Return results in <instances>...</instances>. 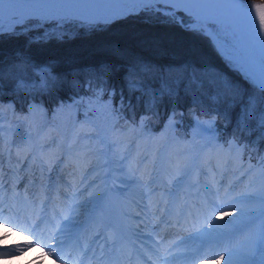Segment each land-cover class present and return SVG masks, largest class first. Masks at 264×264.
Listing matches in <instances>:
<instances>
[{"label": "bare ground", "instance_id": "6f19581e", "mask_svg": "<svg viewBox=\"0 0 264 264\" xmlns=\"http://www.w3.org/2000/svg\"><path fill=\"white\" fill-rule=\"evenodd\" d=\"M36 3H59L54 5H25L20 4L17 5L20 9H33L38 7H45V8H53L56 11L53 14L48 15H29L26 16L23 20L19 23H22L30 18H43V19H61V18H81L85 22L93 24L98 22H103L105 20H110L115 17H120L132 12H140L141 10L146 8V5L142 3H131V2H122V3H115L117 0H33ZM207 3L212 4H227L229 0H206ZM264 4V3H261ZM247 5V4H246ZM7 7V6H6ZM121 9H135V11H125L122 15H113L111 18H107L109 13L118 12ZM252 15L255 16V8H252ZM18 23V24H19ZM212 23V22H210ZM258 23V21H257ZM4 30H9V20L7 16V12L5 13L4 17ZM17 25V24H15ZM14 25V26H15ZM13 26V27H14ZM198 28L197 26H195ZM220 28L218 34H212L211 29L208 28L205 31L207 34L210 35L214 43L217 45L219 50L223 53V55L228 59V53L230 49L224 46V42L226 41L224 37H227L230 42L234 41V36L231 32L217 25ZM177 42H169L168 45L170 46H177ZM145 43L139 38L136 37H129L128 34L122 36L121 40L117 43V48L124 50V54L126 56H131L132 54H139L144 55L141 51ZM141 55V56H142ZM143 57V56H142ZM144 58V57H143ZM99 59V58H96ZM66 60V59H65ZM67 61V60H66ZM85 63L91 62V58L84 59ZM70 65L75 64L76 62H68ZM127 63H130L128 60ZM96 105L95 109L91 110V119L87 120L82 116L83 125H87L93 131H99L100 133L103 131V122L104 116L102 113V109H100L99 104L97 102L94 103ZM77 113L74 111L73 114L66 115V111L59 110L57 115L55 116V120L58 122L60 130H64L65 136L69 135L70 131H73L77 125L76 117ZM35 124L40 123L45 126L47 122L42 121V117L34 111L33 113ZM16 115L6 112L0 120L3 121L0 127L3 128V132L0 133V136L3 138V145L2 149L6 146V138L9 139V164L6 161H2L0 163V195H3L6 192L11 193V197L9 198V205H15L16 203L22 200L23 202V212L24 214H28L31 216L42 214L45 215L47 208V204L44 201V197L47 194V190L53 189V200L49 204L47 209V216L45 218V224L47 222L56 219H61L62 216L68 214V207L67 200L63 197L64 191L69 193L75 191L77 187H82L81 181H84V184L90 183L89 179L94 177L97 173L91 172L88 173L89 177L86 180L85 178L81 177V172L84 170L86 162H88V141L89 138L86 136H82L81 145H77L78 136L72 137L70 142L74 144L75 151L74 153L72 150L67 151L64 160L62 161V165L59 166V163L55 165V159L58 155L60 150L54 144L59 141V138L56 137L53 142L50 143L52 138L48 139L47 143L44 144L42 147L39 146L32 158V161L28 164L24 161L25 154L30 150V141L35 138V135L32 133L31 136L27 135L28 129H26L21 122L15 119ZM15 119L12 124L11 120ZM5 123V124H4ZM63 125V126H62ZM37 128L41 130V126ZM54 129V128H52ZM57 129V128H55ZM203 129H207L206 126L202 124H197L194 129V139L197 141L195 146V152L199 153L202 150V155L200 159V167L203 169L202 171V178L205 180L204 182V189H206L201 198V204L204 205L206 199L211 197L213 199L222 198L219 205L228 204L232 197H228L227 200L223 199L224 192L229 188L234 189L233 196H239L241 193L245 191H251L255 188H264V171H260L263 169V166L255 168V171H258L256 175H253L252 171L246 169V166L243 164L242 159L240 158L236 161L231 168L227 170L224 174L223 170L220 168V163L224 159V152H219L217 147L213 146V142H208V135L209 130L203 131ZM167 130L169 131V123L167 124ZM39 132V131H38ZM55 135L58 132L54 133ZM115 134V133H113ZM115 141L116 137L114 136ZM46 139V135L44 132H41V140L44 141ZM90 139L98 140L99 137L97 134H93ZM39 141V139H38ZM75 142V143H74ZM39 143H41L39 141ZM180 146V150L177 151V146ZM163 148V140L161 139L159 142V146L157 154L161 155V151ZM4 153V151H2ZM192 152V143L186 141L184 143H176V141L172 140L166 149V157L169 159L170 156L175 155L179 159H185L189 157ZM232 154H236L234 151H230ZM2 154V159H3ZM209 159H212V162H209ZM158 163V157L155 156L150 159L146 163L145 166V173L144 179L141 180V187L134 186L128 189V192H124L125 196L121 198V202L123 204V209L128 213L127 219H133L137 223L142 224L143 232H150L155 231L157 236L156 238L165 237V244L162 249H164L167 245H172V240L175 237H178L175 240L174 247L170 251L171 257L168 260H165L163 264H194L199 261L198 264H202L201 257H208L211 255H216L217 257L220 254H224L218 249L214 244H209L207 246H202L199 242H191V243H182L187 237L192 234H195L202 223L201 220L194 223L192 226L181 228L176 227L174 223L171 226H168L167 223L163 222V218L166 216L162 210L155 209L152 204L151 200L161 195V200L166 201L167 196L162 194L163 189L171 184L173 185L174 181H171L170 175L172 172L167 170L164 172V179L163 180H156L155 183L151 185V189L145 187L149 182V179L153 175H157L158 168L156 167ZM55 169V170H54ZM59 170L60 173L65 172L64 175L59 174L57 179L59 181H55L54 184H49L52 178H49L53 172H57ZM197 170V169H196ZM86 171V170H85ZM175 173V172H173ZM68 177L69 179H63V177ZM144 182V184L142 183ZM71 185V188L69 187ZM156 189H152V188ZM185 186L181 187V191H183ZM193 190H197V186L193 188ZM29 191V195H27ZM211 191L210 193H207ZM219 192V195L216 193ZM134 193L135 195H132ZM154 193V194H153ZM27 195V196H26ZM7 196V195H6ZM23 196V198H22ZM25 196V197H24ZM83 199V197L81 198ZM133 199V200H132ZM242 207V206H237ZM227 209L233 210V215L225 216L223 219L216 220V224H225L229 220H234L236 218V208L235 207H228ZM150 211H155L154 214L144 215V217L135 218L132 213L134 212H141V213H149ZM158 217H162L161 219ZM167 219H169V215H167ZM7 222V223H5ZM0 223L4 224H11L14 225L18 229H24L25 231H30L31 229L25 224L21 223L18 224L14 222L9 216L1 215L0 214ZM100 221L96 222L90 221L85 228L80 232V240L79 243L84 245V242L87 240H91L94 237V233L96 236L90 241L91 245L94 243V248L97 249V257H102L104 255V248H103V237L100 234ZM259 227L257 224L256 229ZM140 232V229H137ZM187 232V233H185ZM136 235L141 236L139 233ZM68 238V236H64ZM242 237V236H241ZM241 237H238L236 241L233 242L234 247H238L243 244L244 240ZM39 239L44 242L45 236H41L40 232H36L35 237H30V239ZM11 238L10 240H12ZM17 240V238H16ZM8 242V241H7ZM7 242H2L0 238V264H27L22 260L17 262L11 261H2V258L8 255L11 252L15 253V250H19L20 248H26L28 246V241L24 238H21L17 242V247L15 250H11L9 246L6 244ZM74 240H72V243ZM161 248L160 247H155ZM70 247L61 251L59 254L53 255L52 258H48L43 264H60V263H68L72 264L76 261L75 253L73 255H68ZM57 255L60 256L57 259ZM163 255H153L149 262H157L158 260L162 259ZM225 257L226 254H225ZM31 258L30 260H32ZM29 260V261H30ZM86 264H91L90 262ZM93 264H96L93 263ZM136 264H142L140 260L136 262ZM204 264H216L212 260L211 261H204ZM220 264H227V259L225 258L224 261H220Z\"/></svg>", "mask_w": 264, "mask_h": 264}, {"label": "trees", "instance_id": "16d2710c", "mask_svg": "<svg viewBox=\"0 0 264 264\" xmlns=\"http://www.w3.org/2000/svg\"><path fill=\"white\" fill-rule=\"evenodd\" d=\"M125 34L145 43L141 51L144 58L139 54L126 56L124 50L117 48ZM169 42H177V46H170ZM87 58L91 62L85 63ZM35 66L42 67L39 70L47 67L49 74L44 72L45 84L33 86L38 89L31 94L29 84L34 78ZM0 69L4 70L0 78V99L12 97L20 109L25 108L30 95L52 106L60 98L82 89L86 79L92 77L121 91L129 101L128 112L134 117L143 112L164 118L170 110L186 113L216 110L229 120L231 130L245 131L251 127L239 123L242 109L239 97L253 94L252 85L226 67L207 37L169 21L130 16L90 31L81 28L63 39L33 40L30 32L2 35ZM193 70L201 78L202 87L187 86ZM215 71L227 74L231 91L216 80ZM19 73L25 82L16 81ZM131 76L145 85L146 90H130ZM166 83H175L173 93L165 90ZM218 88L224 93L218 92ZM255 95H259L258 90ZM250 123L258 129L253 120Z\"/></svg>", "mask_w": 264, "mask_h": 264}, {"label": "snow or ice", "instance_id": "6c2138e0", "mask_svg": "<svg viewBox=\"0 0 264 264\" xmlns=\"http://www.w3.org/2000/svg\"><path fill=\"white\" fill-rule=\"evenodd\" d=\"M122 2L142 3L146 6L163 4L166 8H157L155 10L162 11L164 15L171 16L173 19L177 18L176 13L178 11L183 10L194 18L192 22L200 31H207L210 28L211 33L214 35L220 31L217 25L228 29L235 38L233 42H224V46L230 49L228 53L229 59L233 62V66L243 73L244 77L254 89L253 94L247 95V97H239V102L242 105L239 123L247 126L252 120L258 118L261 128L264 129V4L254 6L255 16H253V6L246 5V0H229L227 4H212L207 3L206 0H117L115 3ZM20 4L54 5L59 3H36L33 0H0V34L4 32L3 21L6 12L9 20V28L12 29L14 34L16 29L13 26L18 24L26 16H42L58 11L45 7L20 9L17 7ZM125 11L131 12L135 11V9H121L118 12L109 13L107 18H111L113 15H122ZM46 71V69H41V72ZM3 74L4 70L0 69V78L3 77ZM46 80L47 77H45ZM193 85L197 88L203 85L201 78L196 75L195 70L192 71L191 76L187 79V86ZM128 87L133 91L146 90L145 85L140 83L134 76L129 78ZM165 90L170 94L173 93L175 91V83H166ZM256 90H258L259 96L255 95ZM2 123L3 121L0 120V125ZM205 130L210 129H203V131ZM2 132L3 128L0 127V133ZM101 143H104V141H101ZM2 145L3 138L0 136V163H2ZM116 147L117 145L114 143L107 144L98 153V155L104 157L106 160V163L101 165L100 168L93 170L103 172L98 179L86 185L82 180V187H77L71 193V196L66 195L64 197L65 200H71L73 203L67 205L68 214L61 217L62 223L57 226L58 236L75 238L85 228L88 222L95 220L96 213L103 209L106 198L113 191V188L108 187L109 181L113 185L116 183L124 185L123 193L138 184L131 167L128 168L127 172L125 171L126 161L118 158V153L114 152V148ZM189 167L190 165L186 164L180 170L181 174L177 176L173 183L174 188L179 189L188 178ZM104 169H108V171H103ZM157 179L158 175L151 176L148 184L144 186L151 189V185ZM69 187L71 188V185ZM118 190L120 189H116V191ZM233 191L234 189L229 188L224 192L223 199L227 200L228 197H232L228 204L217 205L211 199L207 200L205 207V225L195 234L190 235L182 241L185 244L199 242L202 246L214 244L224 253L218 257L215 254L208 257H201L202 264H204V261L211 260H215L216 264H220V261L225 260V254L227 256V264H264V188L256 192H243L239 196H233ZM174 194L169 193V195ZM216 195H219V192ZM82 197L83 199H81ZM245 205H257L258 208L246 209L245 207H237ZM228 207L236 208V218L227 221L225 224L214 223L213 217H215L216 212L220 213V216L216 217L219 219L233 215L232 212L227 210ZM257 223H259V227L253 231ZM0 226L4 225L0 224ZM224 229H227V231H224ZM8 230L11 231V227ZM21 231L23 232L25 230L21 229ZM35 236L36 228L34 226L25 236V239L28 241V246L19 249L20 255H23L25 252H31L35 248H40L41 252H43V247L41 246L43 242L38 238H29ZM241 236H247V238L242 245L234 247L233 242ZM53 239H56V237L54 236ZM57 246L62 247L63 242L60 241ZM50 254L51 249H49V252H44V255ZM59 258L60 256L57 255V259ZM39 260L40 257H37L36 261ZM36 261L33 264H36Z\"/></svg>", "mask_w": 264, "mask_h": 264}, {"label": "rangeland", "instance_id": "374dc122", "mask_svg": "<svg viewBox=\"0 0 264 264\" xmlns=\"http://www.w3.org/2000/svg\"><path fill=\"white\" fill-rule=\"evenodd\" d=\"M192 19L193 18H191V21ZM191 21H189V23H191ZM66 27L67 26L64 23H58L55 25V28H64V30H70V31L77 29L79 26L69 25L68 28ZM47 28L49 29L48 31H45L43 33H35L34 36L36 38H46L48 37L49 33H54V34L60 33L59 31H53L54 29L52 27H47ZM228 63L232 67H234L233 62L228 61ZM40 80L43 83L44 79L42 78ZM95 102L99 104V107L100 109H102V113L104 116L103 124L105 123V125H103V131L100 133L98 131L91 130L90 128H88L87 125H83V121L81 120L82 118L79 117L78 119L79 123L77 124L73 133L69 135L70 139L68 141V139H66L64 135V131L62 129L60 130L59 124L55 120V116L57 115L59 110L61 109L63 110V112L66 111V115H68L72 112V109L74 111L76 109L79 111V114L81 116H83L87 120H90L92 117L91 110L95 109L96 107V105H94ZM124 107H125V103L122 102V100L116 101V96L113 91L108 90L104 88L103 86H99V87L90 89L88 92H85L79 95H74L69 100L61 101L58 105H56L53 108L52 111H49L45 106H43L39 102H36L35 100L30 101L26 111L18 110L16 106L14 105L13 101L11 100L1 101L0 102V117H2L6 112L15 114L16 115L15 119H17L16 122L20 121L21 122L20 124H22L26 129H28L27 131L28 136H31L33 132L36 133L37 131H39V135L41 136V132H44V134L46 135V139L44 141L40 139L39 141L41 143H38V141H36V146L42 147L44 145L42 144V142L46 144L48 139L51 138L52 136L54 137L52 138L50 143L53 142L56 137H58L59 141L56 142L54 145L57 146L60 152H59V155L56 158H54L55 159L54 163L55 165L59 163V166L62 165V161L64 160L67 151L72 150V152L74 153L75 147H77V146H74V144H71L70 142L71 138L78 136L79 139L77 141V145H81L82 141L80 138L82 136L88 137L89 138L88 151H87L88 162H86L84 170L81 172L83 174V177H88L89 172H93L94 169H98L101 167V165L106 163V160L104 159V157L98 155V153L101 150H103L107 144L114 143L115 145H117V147L114 148V152L118 153L119 159H123L126 161V164H125L126 172L128 171V168L131 167L138 181L137 185L140 184L139 183L140 178H143V174L145 173L146 163L149 161L150 157H153V156H157L159 158L157 168L159 169L158 178H160L166 166L165 147L168 145V143L171 140H175L177 143H183L186 140L190 141L193 138L192 133H193L195 125L197 124H202L206 126L207 129H210L209 132L211 133V136H212L211 140L215 144L218 145L220 150H222L223 148L228 149V150H231L232 148L236 149L237 152L235 156L229 157L228 155H225V160H227V162L226 161L225 162L227 163V165L225 163L223 165H220L221 167H223V169L228 170L232 162L237 161L240 157H242V160L245 163L246 169H249L250 171H252L253 175H256L257 172L259 171V170L255 171V168L257 165L262 164L264 167V154L260 155L258 158L257 157L255 158L254 156H250V154L243 152L242 145L238 146L234 144L231 140L225 141L224 139H222L223 142L221 146L220 140L222 137H220V140H218L219 143L215 142L214 140L216 139L215 138L216 134L217 132H220V129L217 127L215 119L211 117L200 118L198 114H193L192 119L189 122H187L185 125H183L181 128H179L175 126L176 122L172 114L170 118L168 119V121L169 120L171 121H169L170 129L169 131H167L166 124L168 121L160 129H155L153 125H150V123H148L147 118L144 116L141 117L137 122H131V123L128 122V120L125 119L124 110H123ZM34 111L42 117L43 122H47V125L43 126L41 123L40 125L35 124L34 116H33ZM15 119H12L11 123L9 124H12V122ZM37 126L38 127L41 126V130H39ZM56 132H58V134L55 135L54 133ZM178 132H180L181 134H179ZM93 134H97L99 139L98 140L90 139ZM114 136L116 137V141H115ZM161 139L164 141V148L161 152V155H159L157 154L156 150L158 149L159 141ZM101 141H104V143H101ZM31 144H33V142ZM4 147H5L3 149L4 153L2 152V154H4L2 161H6L8 164L9 162L8 155L10 153L8 138L6 139V146ZM245 147H247L246 144H245ZM31 149L33 153V149H34L33 146H31ZM177 150L179 151L180 148L177 147ZM32 153L27 152L25 154L24 161L27 162L28 164L32 161V158H33ZM197 158L198 157L194 155L193 157H190V158L187 157L185 159H182V158L179 159L177 156L173 155L169 160V164H167V168H169L170 171H176L175 173L176 175L177 174L179 175L181 173L180 170L183 169L186 164L190 165V167L188 168V173H189L188 176H190V179H186L183 184H185L186 186L184 191L187 193L188 196L191 197L192 185L198 183V190L196 194L194 193L195 194L194 202H196V200L197 201L200 200V198L203 195V191H206L205 189L203 190V180L201 179V170L200 172H197L196 174L194 173V176L191 175L193 174V168L197 167V165L194 164ZM143 167H144V170L142 169ZM263 170L264 168L262 169V171ZM64 173L65 172L60 173L59 170L57 172H53V174H51L49 177V178H52L49 184L53 185L55 181H59V179H57V176L59 174L64 175ZM102 174L103 172H101V174L98 173L94 177L90 178V183L98 179L99 176ZM177 176L174 177V181L177 178ZM63 179L68 180L69 178L66 176V177H63ZM108 187L113 188V191L108 196L110 198L111 194L113 193L116 194V189H119V188L124 189L125 186L119 183H116L115 185H113L112 182L109 181ZM169 189H171L170 185L164 189V192L169 191ZM259 189L261 188L258 187V188L252 189L249 192H256ZM175 190L176 188H172L171 192ZM53 192H54L53 189L47 190V194L44 197V201L47 204V208H45L46 214L43 216H41L42 214L36 215L34 218H30L29 216H25V217L21 216V212L23 211L22 210L23 207H21V205H23V202H21L20 206H18V203H16V207H14L13 205L9 207L8 204L6 206H3L5 204L6 195L11 197L10 192H6L3 195H0V205L3 206V208H0V214L2 215H6L7 213L9 215L13 214L12 217L14 220L18 221L19 223L26 222L30 225V228H33L35 226V228L38 229V232H41L42 236H45L47 235L46 233L48 230V226L44 227L43 222H44L45 217L48 214L47 209L49 207V204L53 200ZM61 192L64 194L63 197H65L66 195L71 196V192L69 193H66L64 191H61ZM27 195H29V191ZM209 199H211L217 205H219V201L213 200L212 198H209ZM67 201H68V204L73 203V201L71 200H67ZM152 203L153 205H155V202H152ZM193 206H194V203H193ZM205 206H206V203H205ZM242 207H245L246 209L258 208L257 205H251V206L245 205ZM96 216L100 217L99 211L96 213ZM135 216H139V215L135 214ZM219 216H220V213L216 212L215 217H213V220L215 221L219 219V218H216ZM61 223L62 221L60 220L58 222H54L51 224V230L49 232L50 236L48 237V240L44 242V244L41 245L43 247V252H42L43 255L40 256V259L44 258V256L45 258H47L48 256H52L53 254L58 253L59 251H63L65 250V248H67L68 245L71 246L70 251L68 252L69 255H72L74 251L76 250V246L79 243L78 236L75 237V242L71 244V241L74 238L69 237L68 239L67 238L63 239V236L57 235V226L60 225ZM205 223L201 226V228L205 225ZM0 224H3V223H0ZM3 225L4 226H0L1 241L2 242L8 241L7 244L8 245L10 244V248H11V245L15 246V244H14V241L10 243V238H13L15 236L20 237L21 235H25V233L18 229H15L11 225H6V224H3ZM9 227H11L12 229L11 231L8 230ZM255 230L256 229L254 228L253 231ZM224 231H227V229H224ZM54 236L56 237V239H53ZM245 238H247V236H242L241 240ZM60 241L63 242L62 247L57 246L60 243ZM169 247L170 249L166 248L165 254H167L173 248L172 245ZM92 248L93 246H91L89 250L85 248H81L79 244L77 261L74 264H80L81 263L80 261L89 262L93 260L94 262L95 261L94 256L91 255ZM35 249H40V248H35ZM49 249H51V254L44 255V252H49ZM27 254L28 252H25L23 255H20V254L9 255V256H6L4 260L9 259L12 261H17L20 258L24 259L27 256ZM44 260L41 263H43ZM34 261H36V258L34 259Z\"/></svg>", "mask_w": 264, "mask_h": 264}]
</instances>
